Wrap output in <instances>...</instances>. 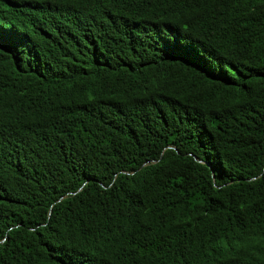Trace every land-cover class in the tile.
I'll use <instances>...</instances> for the list:
<instances>
[{
    "label": "trees",
    "instance_id": "1",
    "mask_svg": "<svg viewBox=\"0 0 264 264\" xmlns=\"http://www.w3.org/2000/svg\"><path fill=\"white\" fill-rule=\"evenodd\" d=\"M0 264H264V0H0Z\"/></svg>",
    "mask_w": 264,
    "mask_h": 264
}]
</instances>
